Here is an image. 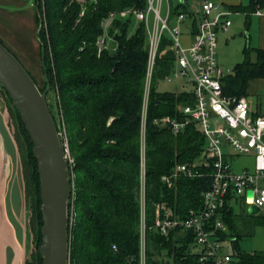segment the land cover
Instances as JSON below:
<instances>
[{
	"label": "trees",
	"instance_id": "obj_1",
	"mask_svg": "<svg viewBox=\"0 0 264 264\" xmlns=\"http://www.w3.org/2000/svg\"><path fill=\"white\" fill-rule=\"evenodd\" d=\"M35 2L44 81L46 88L59 96L75 159L72 198L76 215L70 232L72 264H139L140 126L148 64L147 36L143 23L128 36L130 22L117 20L114 25L120 30L118 50L99 54L96 41L103 33L102 22L111 10L143 6L145 0H86L84 4L78 0ZM258 7L264 8V0H249L246 5H232L231 9L245 12L249 24L251 14ZM166 44L162 43L161 50ZM256 53L257 58L253 60L252 49H244V60L224 78L225 94L246 96L250 80L264 77V50L257 49ZM171 59V51L158 59L148 103L146 207L149 226L154 222L156 202H166L176 214L184 216L190 208L202 205L201 194L211 185L209 166L199 169L203 176L176 179L173 188L161 182V176L178 163H194L206 143L193 123L176 135L169 126L154 123L155 117L163 115L182 117L180 105L194 103L189 91L158 90V80L168 72ZM3 91L11 101L4 88ZM21 123L32 148L22 119ZM31 154L37 164L33 151ZM37 199L41 205L39 185ZM38 210L39 224L43 225L42 212ZM233 215L230 210L226 217L231 231L235 229ZM38 235L41 238V230ZM192 241L191 233L175 231L163 236L150 230L146 264H195ZM235 248L239 264H264V250L246 251L238 242ZM163 252L167 260L161 257Z\"/></svg>",
	"mask_w": 264,
	"mask_h": 264
},
{
	"label": "built area",
	"instance_id": "obj_2",
	"mask_svg": "<svg viewBox=\"0 0 264 264\" xmlns=\"http://www.w3.org/2000/svg\"><path fill=\"white\" fill-rule=\"evenodd\" d=\"M84 4L86 0H78ZM96 1V0H92ZM33 4L36 6V2ZM84 12V6L81 14ZM234 10L216 0H201L197 9L174 5L172 0H145L143 6L131 5L111 10L103 20V33L97 38L98 53L113 49L110 24L114 21L143 23L147 36L148 64L140 126V239L139 264L147 262L148 232L155 230L163 236L173 232L193 235L191 252L196 254L195 264H239L236 232L226 220L235 205L250 204L260 208L264 218V114H255L245 95H227L223 90L224 78L231 73L218 59V33L232 25ZM255 13H264L258 7ZM42 26V25H41ZM120 30L116 28V34ZM165 49L161 50L163 42ZM172 52L171 66L160 81L182 79L181 91L194 96L193 104H182V117L163 115L154 118L159 126H169L176 135L193 123L205 137V147L194 163H178L161 182L169 188L180 177H200L199 169L211 167V185L202 192V205L190 208L184 216L166 202L155 203V217L147 224V111L153 76L158 59ZM252 156L253 167L240 171L233 168V159ZM253 190L248 201L247 191ZM248 213V212H247ZM258 213V212H257ZM192 247H195L194 250Z\"/></svg>",
	"mask_w": 264,
	"mask_h": 264
},
{
	"label": "crops",
	"instance_id": "obj_3",
	"mask_svg": "<svg viewBox=\"0 0 264 264\" xmlns=\"http://www.w3.org/2000/svg\"><path fill=\"white\" fill-rule=\"evenodd\" d=\"M34 1L0 0V41L16 55L34 78H38L42 74L43 64L38 40V13ZM182 2L187 8L197 9L201 0H182ZM220 2L231 8L236 4L246 5L249 0H220ZM234 12L238 26H233L232 20L229 29L220 32L227 33L229 37L240 30L247 31L248 35L242 36H246L250 42L246 47L252 49L251 57L255 60L256 50H264V13H252L250 23L247 24L245 12ZM244 58L245 54L243 60ZM233 71L234 68L231 73ZM181 89L171 91L179 92ZM246 97L255 114H264V77L250 80ZM6 102L5 95L0 92V264H27L28 231L24 216L20 217L22 198L18 181V146L10 128Z\"/></svg>",
	"mask_w": 264,
	"mask_h": 264
},
{
	"label": "water",
	"instance_id": "obj_4",
	"mask_svg": "<svg viewBox=\"0 0 264 264\" xmlns=\"http://www.w3.org/2000/svg\"><path fill=\"white\" fill-rule=\"evenodd\" d=\"M0 83L18 111L37 157L42 200L43 243L40 252L43 264H69L73 182L66 148L46 101V91L40 90L23 63L1 41ZM247 199H253L252 189L247 191ZM259 210L258 206L250 204L247 212L256 214Z\"/></svg>",
	"mask_w": 264,
	"mask_h": 264
},
{
	"label": "rangeland",
	"instance_id": "obj_5",
	"mask_svg": "<svg viewBox=\"0 0 264 264\" xmlns=\"http://www.w3.org/2000/svg\"><path fill=\"white\" fill-rule=\"evenodd\" d=\"M36 1V0H35ZM174 5H178V0H172ZM220 1V0H216ZM235 13V12H234ZM232 14L231 18L234 22L233 26H238L235 22L236 14ZM141 23H132L130 22L128 36H131L135 33V30L139 27ZM110 33L112 37H116V28L114 22L110 24ZM47 27L45 23L44 28ZM245 30V29H244ZM242 32L244 35H248L247 31H238L235 35L227 36V33H218V59L220 64L229 71H232L236 63L243 60L244 57V49L247 45L250 44L246 36H242ZM227 37V38H226ZM111 45H113V49L111 48L110 53H115L119 48V42L114 40H110ZM108 51V50H106ZM45 73L42 70V74L40 77L35 78L39 88L42 92L46 91V101L48 106L53 114V118L55 120L58 132L63 140V143L66 148V158L69 161V167L71 169L72 175V195L75 187V173L73 171V166L75 165V159L72 156V149L70 144V137L67 131L66 124L64 122V117L59 105V96L55 94L51 89L46 88V84L44 81ZM184 81L182 79L175 80L173 82H164L158 80L157 88L160 91L163 90H175L178 88L186 87L190 88V85L182 84ZM180 90V89H179ZM0 92L5 95L6 105L9 109V121L10 128L12 133L16 139L18 146V181H19V192L22 198V205L20 209V217L23 218L24 222H26V228L28 231V241H27V264H43V256L40 252V247L43 243V236L39 238V231L42 229V225L39 223V210L42 212V204L39 205L37 199V188L40 186V180L37 179V167L38 166L35 160L32 157L31 152L33 151V147L31 148L28 137L26 136L21 119L19 117L18 111L14 107L13 103L6 97L3 88L0 83ZM264 100V99H263ZM254 159L252 156H241L233 159V168L237 171L242 170L245 167H253ZM71 195V205H70V232L72 228V224L75 219V207L74 200ZM262 213L258 212L256 214H248L245 206L242 204L235 205L234 215L232 216V221L234 224V232H236L238 237V244L241 249L246 251H255V250H264V223L262 221ZM72 236L70 233V247H69V264H72ZM194 250L195 247H192ZM42 256V257H41ZM161 257L164 260H167V256L165 252L162 253Z\"/></svg>",
	"mask_w": 264,
	"mask_h": 264
}]
</instances>
